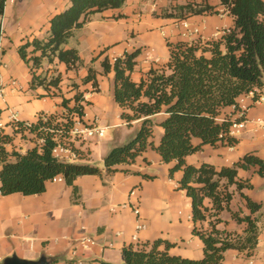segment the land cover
<instances>
[{"label": "crops", "instance_id": "obj_1", "mask_svg": "<svg viewBox=\"0 0 264 264\" xmlns=\"http://www.w3.org/2000/svg\"><path fill=\"white\" fill-rule=\"evenodd\" d=\"M187 1L208 2L217 12L193 15L184 20L161 15L162 9L169 5ZM69 4L70 0H6L0 18L3 48L0 89L4 87L0 95V135L10 137L5 144L7 151L22 153L31 148L32 136L15 130L9 120L11 112L17 113L20 121L30 122H35L41 113H64L66 108L61 105V97L71 99L76 90L72 86L75 83L84 97L82 120L87 122L97 116L107 130H115L110 137L105 133V139L102 137L84 144L73 140L80 155L70 162L102 168L106 153L113 146L127 141L135 128L126 126L119 117L120 108L113 99L114 72H103L102 60L107 57L112 62L113 57L140 48L131 74L137 81L150 67L160 66L167 60L166 41L217 38L218 29L231 26L232 18L219 0H126L119 8L93 13L82 27L73 30L65 47L77 49L81 59L77 70H67L63 63L56 61L44 64L45 71L50 68L47 73L52 68L61 72L60 92L47 93L41 87L31 89L29 67L20 58L17 47L33 38L46 37L51 16ZM181 21L187 23L189 30L196 28L197 32L182 36ZM89 66L95 70L97 90L91 82H82ZM10 79L17 81L13 88L6 86ZM238 99L249 107L245 113V129L233 135L237 143L234 146L203 144L198 151L185 157L187 163L198 166L206 162L220 168L232 165L247 152L264 159V129L255 123L257 119L264 121V102L251 105V97L244 95ZM73 104L71 99L68 105ZM225 111L231 119L236 115L232 106ZM160 132L161 128L156 126L155 142ZM168 166L154 150L149 149L134 163L121 166L135 172L118 170L106 173L103 170L101 175H80L73 181L76 191L63 180L53 179L47 181L45 190L39 194H0V261L15 254L31 260L40 256L55 258V264L119 262L122 247L132 243L137 217L134 206L146 223L137 242L166 239L173 243L171 252L189 258L201 257L202 242L191 232L190 199L183 190L177 189L182 171L177 170L170 178ZM237 178L247 180L249 186L240 191L233 185L229 187L233 191L229 209L249 213L241 193L263 204V208L254 213L259 219L257 245L251 256L228 250L219 264H264V176L259 175L255 167H250L238 169ZM205 204L210 206L208 199ZM218 218L217 228L242 233L245 224L233 219L228 209L222 210ZM202 224L208 226L207 221ZM83 237L91 238L92 244H78V239ZM110 241L114 242L113 247L106 246ZM114 249L119 253L113 254Z\"/></svg>", "mask_w": 264, "mask_h": 264}, {"label": "trees", "instance_id": "obj_2", "mask_svg": "<svg viewBox=\"0 0 264 264\" xmlns=\"http://www.w3.org/2000/svg\"><path fill=\"white\" fill-rule=\"evenodd\" d=\"M125 2L70 0L65 9L53 14L46 37L33 38L17 47L20 58L29 67L30 88L41 87L53 94L60 92L61 72L52 68L47 73L50 68L45 71L42 65L56 61L63 63L67 70H77L81 65L77 49L65 47L73 30L82 27L93 13L119 8ZM5 3L6 0H0V18ZM219 4L232 18L227 32L217 38L166 41L167 60L160 66L150 67L137 81L131 74L140 48L125 51L112 62L107 57L102 60L103 72H114L113 99L120 108L119 117L127 126L132 122L137 124L127 141L106 153L102 168L89 163L59 161L51 154L59 128L56 119H66L68 126L73 113L83 115V95L73 83L76 90L71 98L72 106L68 105L71 99L62 95L64 113H50L45 120L38 117L31 123L30 130L37 136L43 135L44 143L22 153L7 151L5 144L10 137L0 135V194H39L45 190L47 181L57 176L76 191L73 181L77 176L101 175L103 170L135 172L121 166L134 163L138 156L152 149L163 163L169 164L170 178L177 170L182 171L177 189L183 190L190 199L191 232L202 242V256L189 258L175 254L170 251L172 242L156 238L128 243L121 249V261L98 264H219L228 250L251 256L259 233V219L254 213L263 204L241 193L249 213L231 211L229 202L233 191L229 187L233 185L240 191L249 186L247 180L237 178L238 169L255 167L264 176V159L247 152L232 165L220 168L206 162L195 166L185 161L187 155L198 151L203 144L234 146L237 139L229 134L232 119L225 108L237 106L238 98L250 92L256 98L264 88V0H219ZM216 12L215 6L208 2L187 1L169 5L162 9L161 15L184 20ZM1 39L0 21V57ZM82 82H91L97 90L92 67L87 68ZM156 126L161 128L157 142L154 141ZM43 127L52 131L43 132L40 130ZM19 133H23L22 127ZM206 199L210 206L205 204ZM225 209L233 219L245 224L242 233L217 228L218 214ZM205 221L207 227L202 224ZM47 262L55 264L56 259L49 258Z\"/></svg>", "mask_w": 264, "mask_h": 264}, {"label": "built area", "instance_id": "obj_3", "mask_svg": "<svg viewBox=\"0 0 264 264\" xmlns=\"http://www.w3.org/2000/svg\"><path fill=\"white\" fill-rule=\"evenodd\" d=\"M183 30L181 31V35L184 37L190 36L191 33L197 32V29L189 30L188 25L185 21H181ZM229 27H223L219 30V35L222 33H225L228 31ZM116 57H113L112 61H114ZM17 81L15 79H10L8 84L6 86L13 88L15 87ZM3 89H0V95L3 92ZM244 96H250L251 97V105L259 104L264 102V90L262 89L259 91V94L256 98L252 97V93L245 94ZM84 99V97H83ZM233 109L236 112L235 117L232 119V123L229 128V134L235 135L245 129L247 119L245 118V113L249 107V105H246L242 102V100H237V106H232ZM46 113L39 114L38 117L41 119H46ZM83 116V115H82ZM82 116H79L77 113H73L71 119V124L67 126V120L63 119H56L55 122H58L59 128L58 134L55 138V143L51 149V154L53 157H55L59 161L64 162H70V160H74L78 158L79 151L75 146L73 145V140L77 141L79 143H87L92 140L100 139L105 136L107 126L101 125L99 123L98 117L94 116L93 118L89 119L87 122H84L82 120ZM10 122L14 125V128L16 131L20 132V128L22 127L23 133H28L32 136V143L33 145H40L44 143V136L43 135H35L34 132L30 130L31 123L30 121H20L17 117V113L14 111L11 112L9 115ZM256 125L260 128L264 129V121L261 119H257L255 121ZM2 126V123L0 122V127ZM64 126H66V129H64ZM43 132H51V128H40ZM54 180L62 181L61 176H57L54 178ZM134 212L136 213L137 217L134 224V232L131 235V242L137 243L138 241V234L140 231L144 230L146 228V223L143 219H141L138 215V208L137 206H134L133 208ZM118 234V233H116ZM92 239L89 237H83L81 239H78V244H81L82 246H89L92 244ZM107 247H113L114 242L110 241L106 244Z\"/></svg>", "mask_w": 264, "mask_h": 264}, {"label": "water", "instance_id": "obj_4", "mask_svg": "<svg viewBox=\"0 0 264 264\" xmlns=\"http://www.w3.org/2000/svg\"><path fill=\"white\" fill-rule=\"evenodd\" d=\"M0 264H48L47 259L44 256H40L38 259H23L17 257L15 254L7 256L0 261Z\"/></svg>", "mask_w": 264, "mask_h": 264}, {"label": "rangeland", "instance_id": "obj_5", "mask_svg": "<svg viewBox=\"0 0 264 264\" xmlns=\"http://www.w3.org/2000/svg\"><path fill=\"white\" fill-rule=\"evenodd\" d=\"M193 39V38H192ZM42 67L45 69V66L44 65H42ZM125 124V123H124ZM126 125V124H125ZM127 126V125H126ZM126 126H124V128L123 129H125L126 128ZM131 126H135V128L137 127V124L135 123V122H132V124H131ZM128 127H130V126H128ZM135 128H134V131H135ZM115 129L114 128H110V129H108L107 130V132H106V137H110L111 135H112V132L114 131ZM134 131H133V133H134ZM242 134V133H241ZM240 134V135H241ZM104 139H105V136H104ZM84 144V143H83ZM112 251H114V253L113 254H117V253H119V250L118 249H114V250H112ZM114 263V262H113Z\"/></svg>", "mask_w": 264, "mask_h": 264}]
</instances>
